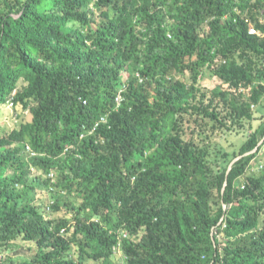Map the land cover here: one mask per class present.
<instances>
[{
  "label": "trees",
  "instance_id": "1",
  "mask_svg": "<svg viewBox=\"0 0 264 264\" xmlns=\"http://www.w3.org/2000/svg\"><path fill=\"white\" fill-rule=\"evenodd\" d=\"M263 18L264 0H0V106L22 118L0 132V254L264 264ZM207 121L247 138L212 158L184 127Z\"/></svg>",
  "mask_w": 264,
  "mask_h": 264
},
{
  "label": "rangeland",
  "instance_id": "2",
  "mask_svg": "<svg viewBox=\"0 0 264 264\" xmlns=\"http://www.w3.org/2000/svg\"><path fill=\"white\" fill-rule=\"evenodd\" d=\"M264 20V18H263ZM182 79L187 83L191 84L190 74L187 72ZM217 85H221V81L213 76L211 73L207 72L203 77L202 81L199 84V87H206L207 89H213ZM259 106V107H258ZM256 108L259 109L257 113H264V99L262 104L258 105ZM20 113V112H19ZM25 119H30L29 111L23 112ZM22 121V118L18 115L17 111L13 107L12 103L2 104L0 106V132L6 133L11 131L15 127L19 126V123ZM207 127L200 125L184 123V127L188 132V137L193 135V137L200 143L209 145V150L212 152V158H215L217 151L220 148H224L227 151L233 152L234 149H238L241 143L246 140L249 131H229L226 129H216L211 128L212 122L207 121ZM118 257H122V253L119 249ZM0 254V264H18L22 262L25 258L30 257L29 250L26 247V244L22 243L20 246L15 247L13 250L8 253ZM115 262L113 264H123L121 259L115 257ZM2 262V263H1Z\"/></svg>",
  "mask_w": 264,
  "mask_h": 264
},
{
  "label": "built area",
  "instance_id": "3",
  "mask_svg": "<svg viewBox=\"0 0 264 264\" xmlns=\"http://www.w3.org/2000/svg\"><path fill=\"white\" fill-rule=\"evenodd\" d=\"M256 32V30L255 29H252L251 30V33L252 34H254ZM125 89V86H123L121 89H120V92L118 93V95H117V97H116V102H117V104L119 105L121 102H122V100H123V90ZM102 121H107V119L105 118V117H103L102 118V120L101 121H98L96 124H95V126H94V128H93V130H95L98 126H99V124L102 122ZM92 130V131H93ZM28 150H30V148L28 149ZM51 175H53V174H51ZM125 235H126V233H124Z\"/></svg>",
  "mask_w": 264,
  "mask_h": 264
},
{
  "label": "water",
  "instance_id": "4",
  "mask_svg": "<svg viewBox=\"0 0 264 264\" xmlns=\"http://www.w3.org/2000/svg\"><path fill=\"white\" fill-rule=\"evenodd\" d=\"M234 162H235V161H234ZM234 162H233V163H234ZM233 163H232V164H233Z\"/></svg>",
  "mask_w": 264,
  "mask_h": 264
}]
</instances>
